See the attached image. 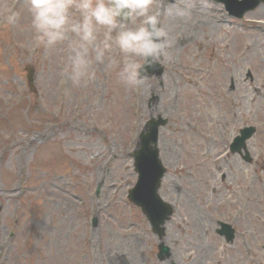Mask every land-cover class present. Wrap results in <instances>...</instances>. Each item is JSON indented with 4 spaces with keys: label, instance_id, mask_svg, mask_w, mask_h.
<instances>
[{
    "label": "rangeland",
    "instance_id": "374dc122",
    "mask_svg": "<svg viewBox=\"0 0 264 264\" xmlns=\"http://www.w3.org/2000/svg\"><path fill=\"white\" fill-rule=\"evenodd\" d=\"M5 1L0 0L3 17ZM155 9L160 11L156 4ZM17 12L18 22L4 24L1 32L4 41L0 45V95L12 102L6 105L0 101V220L6 224L14 216L20 220L22 229L2 264H127L130 255L137 260L132 264H264V176L254 164H259L264 157V129L261 130L264 125V25L249 22L264 21V0L248 12L249 27H243L245 32L238 31L234 25H218L209 33L199 28L200 34L186 47L173 53L167 49L168 53L162 57L166 68L161 78H145L141 84V119L167 114V107L172 103L178 107L159 130V141L167 143L166 151L160 149V158L168 167L159 193L173 206L164 231L163 240L170 249L165 261L153 256L157 242L148 225L133 208L126 215L128 205L118 195L113 198L112 190L111 206L94 210L79 207L72 197L64 201L62 190L54 187L55 179L66 173L72 175L79 188L92 190L100 182V191L115 186L120 187L121 193L132 184L130 159L122 156L131 149L129 138L133 127L131 90L120 77L122 55L113 48L103 62H96L92 54L90 76L74 83L69 61L74 38L53 49L38 48L33 52L34 35L27 0L21 2ZM178 57L183 65L177 62ZM25 65L35 71L30 87L25 82ZM196 65L209 69L205 74H212L207 80L214 86L225 82L219 78L221 73L234 80L232 96L237 99L238 108L230 117L224 114L228 115L232 132L238 128L243 115L250 125L257 127L248 141L253 163L245 168L237 158H231L224 167V183L219 182L218 174L209 173L203 166L198 176L182 172L195 149L193 139L208 147L212 141H218L219 133L223 134L219 131L209 141L199 134L207 133L204 121L217 108L213 101L207 102L203 110L194 108L197 99L193 93L197 88H188L194 85L190 76L193 71L189 68L194 69ZM247 69L253 78L249 85L260 90L258 96L247 88ZM150 86L152 93L147 90ZM206 95L210 99L212 89ZM250 97L254 101L248 104ZM47 121L56 124L46 142L39 145L29 132L39 122ZM230 134L224 137L227 139ZM15 176L24 179L27 189L17 202L6 200L3 191L14 187ZM173 184L178 187L173 188ZM230 190L238 193L239 202H234ZM225 207H232L230 215L225 213ZM92 213L97 224L93 237L86 240L83 234L73 232L77 231L78 224L80 230L86 215ZM227 219L237 230L228 246L209 235L216 220ZM2 237L0 229V240ZM20 253L25 254V261L19 257ZM118 253L126 257L114 260L113 255Z\"/></svg>",
    "mask_w": 264,
    "mask_h": 264
},
{
    "label": "clouds",
    "instance_id": "9594fccd",
    "mask_svg": "<svg viewBox=\"0 0 264 264\" xmlns=\"http://www.w3.org/2000/svg\"><path fill=\"white\" fill-rule=\"evenodd\" d=\"M27 11L34 47L50 50L74 38L69 56L74 83L90 76L92 54L103 62L115 48L123 57L122 81L140 86L170 46L154 0H27ZM166 14L183 18L188 10L172 4ZM3 19L15 25L19 13L6 10Z\"/></svg>",
    "mask_w": 264,
    "mask_h": 264
},
{
    "label": "bare ground",
    "instance_id": "6f19581e",
    "mask_svg": "<svg viewBox=\"0 0 264 264\" xmlns=\"http://www.w3.org/2000/svg\"><path fill=\"white\" fill-rule=\"evenodd\" d=\"M178 21H179V17H173L172 19H168L165 22L162 21L163 25L165 28H168L167 33H168V37H171L173 35L174 30L178 27ZM200 26H203V24H205L204 21L200 20ZM209 26V25H208ZM185 27L187 29L191 28L192 26H190L189 24H185ZM177 31H179V28L177 29ZM181 37H185L187 36V34H180ZM134 259L132 260L133 263Z\"/></svg>",
    "mask_w": 264,
    "mask_h": 264
},
{
    "label": "water",
    "instance_id": "95a60500",
    "mask_svg": "<svg viewBox=\"0 0 264 264\" xmlns=\"http://www.w3.org/2000/svg\"><path fill=\"white\" fill-rule=\"evenodd\" d=\"M153 195V197L155 196L154 194H152ZM153 201V200H152ZM139 202V201H138ZM154 202V201H153ZM152 202V203H153ZM140 204H141V202H139ZM154 206H156L157 207V205L155 204H153V205H150V207H154ZM143 207H145V206H143ZM145 210L147 211V209L145 208ZM166 214H168V210H167V208L166 207H164V208H162L161 209V218H163ZM161 222V221H160ZM160 222H158V221H154L152 224H153V228H154V230H157V226H158V223H160Z\"/></svg>",
    "mask_w": 264,
    "mask_h": 264
}]
</instances>
